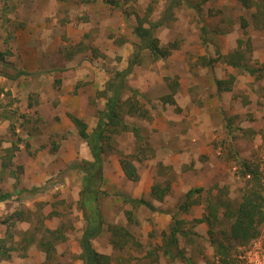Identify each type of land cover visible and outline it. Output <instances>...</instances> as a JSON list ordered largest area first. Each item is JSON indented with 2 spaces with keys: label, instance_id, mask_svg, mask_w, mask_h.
Returning a JSON list of instances; mask_svg holds the SVG:
<instances>
[{
  "label": "rangeland",
  "instance_id": "1",
  "mask_svg": "<svg viewBox=\"0 0 264 264\" xmlns=\"http://www.w3.org/2000/svg\"><path fill=\"white\" fill-rule=\"evenodd\" d=\"M171 1L0 0V77L14 76L13 68L27 73L0 79V155L11 150L15 172L0 176V191L38 188L0 203V223L22 212L12 239L6 235L14 258L0 264H81L82 173L73 166L92 158L70 117L92 132L105 104L99 94L135 60L133 29L140 22H161L153 37L170 53L157 59L140 51L125 79L136 95L125 94L121 123L104 134L103 231L92 247L109 257L107 264H225L209 238L228 247L226 264H240L239 249L252 242L264 249V221L257 238L241 245L227 240L231 219L223 216L240 204L245 187L264 197V0H181L168 14ZM62 68L74 75L57 86ZM121 160L136 166L138 181L124 177ZM243 162L252 174L243 175ZM167 184L162 200L150 196L153 185ZM194 188H202L197 203L178 211ZM123 197L143 199L156 211ZM214 203L215 220L208 215ZM173 214L184 259L165 258L160 249ZM6 229L1 223L0 238Z\"/></svg>",
  "mask_w": 264,
  "mask_h": 264
},
{
  "label": "trees",
  "instance_id": "2",
  "mask_svg": "<svg viewBox=\"0 0 264 264\" xmlns=\"http://www.w3.org/2000/svg\"><path fill=\"white\" fill-rule=\"evenodd\" d=\"M180 2L181 0H172L170 2V5L168 6L166 13H170L173 7L178 5ZM160 25L161 22H155L150 23L148 27H143L140 22L137 26L134 27L133 33L139 39L137 52L134 57L135 60L130 59L125 70L121 72H116L113 77L109 79L105 84V89L99 94L100 96L105 98V104L103 109L98 112V118L92 132L87 133V126L81 119L72 116L70 117L72 124L78 131V136L88 147L92 158L91 161H84L79 165L73 166V168L79 170L82 173L81 190L79 192V205L86 226L78 240L79 248L81 250L79 256L80 260L82 261L81 264L109 263L108 256L97 253L92 247V241L97 238L103 231L101 222V212L98 207L99 197L103 193L98 188L102 185L104 180L103 155L105 149L103 148L102 143H104L103 141L106 139V135H104L105 132L108 129H117L118 125L121 123L117 114L119 110H122L123 107L126 105L125 101L128 100V96L126 99H124V101L122 100V98H124L125 94H127L128 92L131 93L132 97L136 95V93L131 92L128 89L125 84V79L128 77L131 69L135 65L136 58L138 57L140 51L146 50L149 52V54H151L154 58L157 59L166 58L170 53V48H160L158 46L157 38L153 37V31ZM68 56L71 57V54H68ZM200 61L203 62V66H206L207 64L210 65V63L205 62L204 58H200ZM228 64L232 67H239L238 64H236L235 61L232 59L229 60ZM13 69L15 70L14 76L9 78L3 75V77L10 80H14L19 78L20 76L27 75V73L23 70H17L15 68ZM58 71L60 74V78H57L54 81L57 86H59L63 80L70 78L74 75L73 69L67 70L66 68H62ZM246 71L250 75H254L256 72L255 69H248ZM220 85V82L217 83L216 81V87L220 88ZM6 118L9 119L8 115L3 116L2 119ZM133 130L135 131L136 128H133ZM135 133L138 136V133L136 131ZM43 149H45V146L43 147ZM4 152V156L0 155V176L2 177L5 172H8L9 177H14L15 172L11 168V161L14 157V154L11 153V150L9 148H7ZM119 164L123 171L124 177L127 180L133 182L138 181L139 175L137 173L136 166L130 160H121ZM241 165L244 168V176H247V174L249 173L252 174L253 171H251L252 168H250V164L248 165L247 163L243 162L241 163ZM37 190L38 188H32L30 190H19L13 191L11 193L0 191V203H6L9 200H13L14 194H20L22 192L31 193ZM168 191L169 184H167L166 187H159L158 185H153L150 188V196L160 201L167 195ZM200 192H202V188H194L188 190L184 195L185 199L183 203L179 206L178 211L187 212L192 205L197 203L194 197ZM244 193L245 194L242 197V201L240 202V204H238L236 208H230L227 210L224 209L223 212V216L231 219L227 240L234 241L241 245L249 244L257 238V236L259 235V226L264 221V197L261 195L260 191H257L255 187L252 188L251 186L250 188L245 187ZM123 200L126 203L131 204L132 207L144 206L150 211H156V208L154 206H152L149 202L143 199L123 197ZM221 206H224V202H222ZM210 207L211 208L208 211V215L211 217V219L215 220L217 218V204L214 203ZM10 217L11 218H8L7 220L1 222L2 224L6 225L7 229L5 237L3 239L0 238V263L2 260L13 259V253L16 251L13 246L7 247L6 235H8V238L10 240L12 239L13 236L10 233V228L15 225V222L19 220V218H22V212L16 211L11 214ZM171 218L174 220V222L171 225L169 234L166 236V238L164 237V241L163 244L160 246V249L162 250V254L165 258L171 260L177 258L184 259L178 244V235L182 233L179 227L180 222L176 219L175 214H173ZM196 222L202 223V220H197ZM210 222L211 220H208L207 224L210 225ZM52 234H54V232H52ZM207 234L208 236L210 235V233L208 232ZM56 239L63 238L57 237ZM28 242H30V240ZM209 242L211 243V245H215L218 254L220 253L223 255V259L221 261L226 264L225 258L228 256V247L225 246L222 242H216L212 238H209Z\"/></svg>",
  "mask_w": 264,
  "mask_h": 264
},
{
  "label": "built area",
  "instance_id": "3",
  "mask_svg": "<svg viewBox=\"0 0 264 264\" xmlns=\"http://www.w3.org/2000/svg\"><path fill=\"white\" fill-rule=\"evenodd\" d=\"M236 259L240 264H264V249L259 241L252 242L250 246L239 249Z\"/></svg>",
  "mask_w": 264,
  "mask_h": 264
},
{
  "label": "crops",
  "instance_id": "4",
  "mask_svg": "<svg viewBox=\"0 0 264 264\" xmlns=\"http://www.w3.org/2000/svg\"><path fill=\"white\" fill-rule=\"evenodd\" d=\"M52 1H53V0H52ZM160 26H162V25H160ZM160 26H159V27H160ZM30 30H31V28H30ZM235 53H236V52H235ZM235 53H233V55H236ZM228 62H229V61H228ZM0 79L3 80V76H2V78L0 77ZM104 81H107V79L105 78ZM132 89H133V88H132ZM136 89H137V92H138V93H141V92H139V91H142V89H140V90H138V88H136ZM136 89H135V90H136ZM135 90H134V91H135ZM74 92H75V89H74ZM202 149H204V148H202ZM205 149L208 150L207 147H206ZM168 166H169V165H168ZM35 186H36V185H35ZM135 195H136V194H135ZM135 195H134L133 197H135ZM199 224H200L199 226H202V225H203V224H201V223H199ZM203 227H204V226H203ZM79 264H80V263H79Z\"/></svg>",
  "mask_w": 264,
  "mask_h": 264
}]
</instances>
